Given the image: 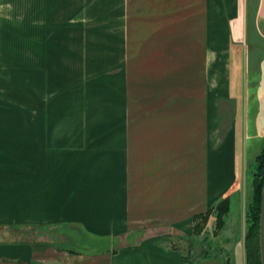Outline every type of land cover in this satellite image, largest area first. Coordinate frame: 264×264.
Segmentation results:
<instances>
[{"label":"crops","instance_id":"0c3cea01","mask_svg":"<svg viewBox=\"0 0 264 264\" xmlns=\"http://www.w3.org/2000/svg\"><path fill=\"white\" fill-rule=\"evenodd\" d=\"M73 6L0 0V264H246L234 231L264 136V0L83 3L111 85L97 117H42L73 76Z\"/></svg>","mask_w":264,"mask_h":264},{"label":"rangeland","instance_id":"374dc122","mask_svg":"<svg viewBox=\"0 0 264 264\" xmlns=\"http://www.w3.org/2000/svg\"><path fill=\"white\" fill-rule=\"evenodd\" d=\"M96 0H73L74 10V25L72 33V77H58L56 79L57 92L55 94H46L45 100L42 99L41 116L43 117H97L98 116V91L102 93L103 85H111L112 77H97V30L95 25L89 24V29L82 30L81 25H78L80 16H83L82 11H79L80 5L85 3L88 9H91V3ZM89 5V8H88ZM91 11H89V14ZM84 27V26H83ZM82 27V28H83ZM108 32V31H107ZM88 37V38H87ZM59 57V55H58ZM84 75V76H82ZM94 75V76H92ZM53 81V79H52ZM101 87V89H100ZM53 89V87H51ZM103 94V93H102ZM56 97L57 105H43L48 101V97ZM53 97V98H54ZM52 99V98H51ZM50 106V107H49ZM101 107V105H99ZM100 116H104V110L99 111ZM25 116H32V111H25ZM264 130V126H263ZM250 144V143H249ZM249 160L246 171L241 180V189L239 201L242 200L241 211L242 215L238 218L235 233L238 239H242L245 246V257L247 263V242L250 227L253 226V219L250 209L253 205L255 193H257L256 181L260 180L259 166L261 158L264 154V136L259 140H254L250 144ZM263 189V188H262ZM229 211L220 222H217V231L225 232ZM260 231V223H259ZM258 231L259 249L260 239ZM227 234L224 238L226 239ZM256 241V240H255ZM219 243V240L217 241ZM254 249L256 245L254 242ZM261 259V258H260ZM216 264H222L218 261ZM252 264H256L254 261Z\"/></svg>","mask_w":264,"mask_h":264},{"label":"trees","instance_id":"16d2710c","mask_svg":"<svg viewBox=\"0 0 264 264\" xmlns=\"http://www.w3.org/2000/svg\"><path fill=\"white\" fill-rule=\"evenodd\" d=\"M259 175L260 180L256 181L257 193L253 200V205L250 209V213L253 219V226L250 227L248 233V242H247V263L252 264L256 261V264H261L260 249H259V240H258V231L260 223V211H261V197H262V188L264 183V154L261 158V164L259 166ZM229 199L223 198L216 207L217 222H220L229 211ZM256 240V241H255ZM256 245L254 249L253 245Z\"/></svg>","mask_w":264,"mask_h":264},{"label":"water","instance_id":"95a60500","mask_svg":"<svg viewBox=\"0 0 264 264\" xmlns=\"http://www.w3.org/2000/svg\"><path fill=\"white\" fill-rule=\"evenodd\" d=\"M259 239H260L261 264H264V183H263L262 197H261Z\"/></svg>","mask_w":264,"mask_h":264}]
</instances>
